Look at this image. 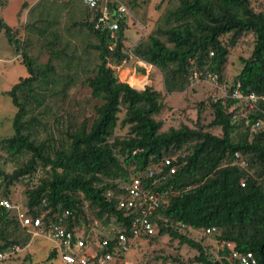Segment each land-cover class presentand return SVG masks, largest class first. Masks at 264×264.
<instances>
[{
  "label": "trees",
  "instance_id": "trees-1",
  "mask_svg": "<svg viewBox=\"0 0 264 264\" xmlns=\"http://www.w3.org/2000/svg\"><path fill=\"white\" fill-rule=\"evenodd\" d=\"M58 1L70 8L75 4V0ZM48 2L39 0L27 15L35 12L40 16L39 8ZM134 2L129 5L132 7ZM82 5L86 8L81 11L83 17L70 23L69 29L93 39L94 43L85 45L86 51L95 54L89 67L73 64L69 43L60 31L50 28L56 20L37 17L22 28L35 34L48 54L47 62L39 64L29 50L32 36L21 39V31L0 18V33L14 53L22 57L28 74L6 92L16 108L14 132L1 139L0 146L15 169L10 174L0 171L4 198L10 186L32 179L41 168L46 175L35 185L27 181L24 187L27 215L39 218L45 232L60 218L68 231L80 232L83 202H87L96 219H115L120 232L130 239L129 218L117 210L114 198L107 199V192H113V197L121 194L123 185L134 177H140L148 186L152 182L146 175L149 165L174 158L179 165L176 173L169 175V167H164L156 175L164 176V180L159 179L155 188L163 195L152 216L155 233L158 229V235H167L197 251L194 261L199 264H233L227 243L241 253L250 252L257 264H264V132L251 133V125L264 118V101L259 100L256 109H249L238 100L218 99L211 104L213 120L208 125L197 123L190 128L181 124L161 131L163 122L154 118L163 109L161 94L152 88L138 91L130 87L118 79L111 67L130 59L123 44L126 16L121 17L119 29L110 32L95 27L102 7H110V2L102 0L96 8ZM28 7L24 1L21 10ZM246 34L254 39L252 54L241 59L240 73L227 83L223 73L229 50ZM225 35L229 37L223 44L221 38ZM131 56L162 73L167 94L184 92L192 83V74L198 72L216 75L220 83L227 84L228 94L239 83L243 96L253 93L264 97V11L255 10L250 0H175L153 32L133 47ZM58 62L63 65L61 72ZM80 73L92 97L99 98L93 106L94 116L82 120L77 114L66 113L65 100L60 104L55 101L60 96L65 98ZM238 107L242 108L240 115ZM48 110L54 121L61 120L57 124H62V129L57 130L59 137L51 132L42 139L45 125L40 115ZM121 111L124 117L119 120ZM118 126L127 128L124 137H115ZM216 127L221 136L206 131ZM234 153L243 156L246 169L228 164ZM10 211L13 210L0 206V253L13 246L23 250L30 236ZM18 228L28 234L17 235ZM211 228L215 232L203 233ZM180 230L215 236L218 243L224 241L220 258L210 257L201 243ZM146 237L151 236L141 238ZM49 258L57 259L55 249Z\"/></svg>",
  "mask_w": 264,
  "mask_h": 264
},
{
  "label": "rangeland",
  "instance_id": "rangeland-1",
  "mask_svg": "<svg viewBox=\"0 0 264 264\" xmlns=\"http://www.w3.org/2000/svg\"><path fill=\"white\" fill-rule=\"evenodd\" d=\"M25 0H0V5L7 4L4 12L5 21L10 27H15L21 31V39L26 36H32V45L29 50L39 64H45L48 59L46 51L40 47L41 41L34 34H28L22 28L25 23L32 22L37 17L46 20H56L50 28L58 30L62 34L65 42L69 43L68 53L74 54L73 64L79 63L80 66L89 67L94 61L95 54L93 51L85 49L88 43H94L91 37L86 33L76 29H69L70 23L76 22L83 17L81 11L86 8L78 0L75 4L65 6L64 1L53 2L42 0V6L39 8L40 16L34 12L27 15L28 11L39 0H27V4L32 5L28 9L21 10V5ZM111 1V0H106ZM120 4L127 7L129 15L126 16V29L124 31V52L130 56L127 62H123L119 66L111 65L118 79L127 83L130 87L136 90L152 88L161 94L163 109L159 115L155 116L156 120H161L163 126L161 131H166L169 128H178L181 124L187 125L190 128H195L197 123L200 125H208L213 120V110L211 104L222 99V94L205 82H192L189 87L182 93L167 94L163 88L162 73L131 56V50L140 41L147 38L149 34L156 28L158 21L164 11L175 4V0H135L131 7L129 4L132 0H116ZM251 6L257 11H264V0H250ZM20 8V10H19ZM21 12L23 24L17 22V12ZM25 16V19H24ZM228 35L221 38L223 44L227 43ZM38 38V39H37ZM254 39L251 34L242 36L236 44L230 48L228 62L225 65L223 80L227 83H232L234 78L240 73L243 65L241 59L250 58L253 50ZM7 40L3 33H0V140L11 137L13 135L12 121L16 113V108L13 106L10 97L6 94L11 87L16 84L20 78L28 76L25 67L22 64V57L16 55L12 48H8ZM85 49V50H84ZM58 71L61 72V63H57ZM72 72L74 69H71ZM82 73L77 74L74 82L67 89L65 98L57 97V104L65 100L64 109L69 115L70 113L77 114L82 120L86 117H93V106L99 103V98H93L90 90L83 85ZM237 115H240L242 108L238 107ZM65 117V115L63 116ZM119 120L124 117V111L118 114ZM45 129L41 131L40 137L45 139L49 133H53L55 137H59L58 129H62L61 120L59 118L54 121V115L49 110L40 115ZM64 124V123H63ZM206 131L221 136L219 128H211ZM127 133V128L115 130V137H124ZM15 169L13 161H11L5 151L0 146V171L10 174ZM46 173L39 168L32 179L26 178L23 183L19 182L8 189V197L4 198L3 191L0 188V201L6 199L10 204L19 207L27 214L26 196L24 183L30 181L35 185L38 180L44 177ZM3 180L0 178V185L3 187ZM84 219L81 218L80 232L86 242L90 245H96L102 237L110 236L120 230L119 224L115 219H96L94 210L91 209L87 202H83ZM15 212L10 211V215L14 217ZM14 229V228H12ZM83 229V230H82ZM17 235L24 236L25 233L21 228ZM181 233L190 237L196 242L201 243L206 253L214 258L219 259L223 249L221 243H218L215 236H205L197 231H184ZM16 235V236H17ZM28 241L22 252L13 255L9 259L3 260L0 264H60L58 259H50L51 252L54 250L55 243L44 234L32 235L29 234ZM197 251L186 245H180L177 240H171L169 236L158 235V229L155 235L146 238H138L129 243V248L124 254V264H199L194 261L197 257Z\"/></svg>",
  "mask_w": 264,
  "mask_h": 264
},
{
  "label": "built area",
  "instance_id": "built-area-1",
  "mask_svg": "<svg viewBox=\"0 0 264 264\" xmlns=\"http://www.w3.org/2000/svg\"><path fill=\"white\" fill-rule=\"evenodd\" d=\"M82 3L90 8H96L102 0H81ZM104 1V0H103ZM109 2V1H107ZM110 7L103 6L101 16L95 22V27L103 30L114 32L119 29V21L121 17L128 16L129 12L126 7L116 0L110 1ZM212 55V54H211ZM142 62V61H141ZM144 63V62H143ZM191 81L195 83L205 82L222 94L223 98H231L241 101L249 109H256L257 102L264 101V97H259L253 93L242 95L240 92V84L237 83L230 94H228L227 84L220 83L218 77L212 73L194 72ZM264 117V110H261ZM247 124V123H246ZM264 132V118L258 119L251 125L252 134H261ZM264 139V135H263ZM229 157V155H227ZM229 165L238 166L246 169L247 162L240 153H234ZM164 167H169V175L176 173L179 165H176L174 158L165 159L157 164L149 165L146 175L152 178V182L147 186L140 177H134L122 187V193L113 197V192H107V199L114 198L117 210L123 212L125 218H129V230L131 238L127 239L120 230L116 231L112 237L106 236L98 241L96 245H90L86 242L83 232L78 234L76 231H68L62 225V218L57 223L48 226L45 232L41 228V220L39 218L32 219L23 212L19 207L10 204L8 200L0 201V206L13 210L15 217L22 228H25L29 234H44L55 243V251L60 264H124L123 257L129 248V243L143 236H153L155 234L152 216L159 208L162 193L156 190V184L160 180L156 177L160 175ZM242 182L241 186L244 187ZM68 213L66 212L65 215ZM215 232V228L207 229L203 233L209 235ZM224 247V241L221 242ZM228 249L231 251L233 264H257L256 259L250 252L241 253L234 250V245L227 243ZM111 248L110 251H105ZM18 246H13L7 252L0 253V262L22 252Z\"/></svg>",
  "mask_w": 264,
  "mask_h": 264
},
{
  "label": "crops",
  "instance_id": "crops-1",
  "mask_svg": "<svg viewBox=\"0 0 264 264\" xmlns=\"http://www.w3.org/2000/svg\"><path fill=\"white\" fill-rule=\"evenodd\" d=\"M25 1H27V0H25ZM31 5H32V3L29 4V6H31ZM6 6H7V4L6 5L5 4L0 5V18L3 19L4 21H7V18H5V12H4ZM19 10H20V8H19ZM18 13L19 12H17V14ZM16 18H17V22H19L20 24H23V22H25V21H23V17H21V16L16 15ZM24 19H25V16H24ZM8 48H9V46H8Z\"/></svg>",
  "mask_w": 264,
  "mask_h": 264
},
{
  "label": "water",
  "instance_id": "water-1",
  "mask_svg": "<svg viewBox=\"0 0 264 264\" xmlns=\"http://www.w3.org/2000/svg\"><path fill=\"white\" fill-rule=\"evenodd\" d=\"M145 89H143V90H139V91H144Z\"/></svg>",
  "mask_w": 264,
  "mask_h": 264
}]
</instances>
